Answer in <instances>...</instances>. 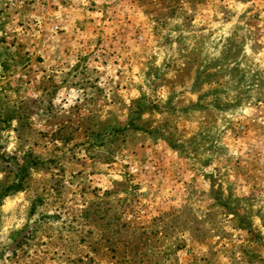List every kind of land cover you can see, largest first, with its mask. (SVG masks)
<instances>
[{
  "label": "rangeland",
  "instance_id": "374dc122",
  "mask_svg": "<svg viewBox=\"0 0 264 264\" xmlns=\"http://www.w3.org/2000/svg\"><path fill=\"white\" fill-rule=\"evenodd\" d=\"M0 264H264V0H0Z\"/></svg>",
  "mask_w": 264,
  "mask_h": 264
},
{
  "label": "trees",
  "instance_id": "16d2710c",
  "mask_svg": "<svg viewBox=\"0 0 264 264\" xmlns=\"http://www.w3.org/2000/svg\"><path fill=\"white\" fill-rule=\"evenodd\" d=\"M132 117V115H131ZM127 127H134V119L130 118L128 120V124ZM127 128V129H128ZM125 129V128H124ZM28 168V164H26L24 166V170ZM23 189V182L21 181V179H18L15 183L11 184L10 186L7 187L6 193H10V192H18L20 190Z\"/></svg>",
  "mask_w": 264,
  "mask_h": 264
}]
</instances>
